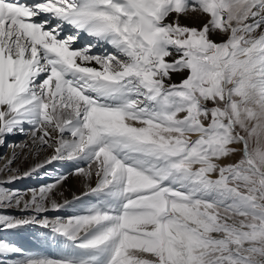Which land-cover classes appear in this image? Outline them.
Returning <instances> with one entry per match:
<instances>
[{
    "label": "snow or ice",
    "instance_id": "snow-or-ice-1",
    "mask_svg": "<svg viewBox=\"0 0 264 264\" xmlns=\"http://www.w3.org/2000/svg\"><path fill=\"white\" fill-rule=\"evenodd\" d=\"M0 146L51 152L0 168V232L59 249L0 239V264H264V0H0Z\"/></svg>",
    "mask_w": 264,
    "mask_h": 264
},
{
    "label": "bare ground",
    "instance_id": "bare-ground-1",
    "mask_svg": "<svg viewBox=\"0 0 264 264\" xmlns=\"http://www.w3.org/2000/svg\"><path fill=\"white\" fill-rule=\"evenodd\" d=\"M181 23L190 27H199L203 23V20L182 19ZM80 43H83V41ZM93 51H97V49H94ZM175 76L176 78L182 77L179 74H176ZM8 139H11V137ZM26 140H28V138ZM28 142L30 143V141ZM42 153L43 154H41V156L30 154L26 149L21 159L17 160L12 167L18 169L20 173H23L24 171L29 170L33 165L39 163L45 157L51 155L50 151ZM8 162L9 161H6V165ZM71 170L72 169L66 164L56 163L41 169L39 175L20 179L14 184L8 185V187L18 189L22 193L29 192L30 189H38L42 185L54 183L57 177L61 175H67ZM3 178V174H0V179ZM84 190L85 184L82 177L68 175V178L64 180L53 192L52 198L55 199L57 203H63L65 200H72L74 196H80ZM25 199H30V193L29 195L25 196ZM5 213L13 216L25 215V213H22L16 208H10L8 211H5ZM73 213L74 210L69 208L62 210L60 213L50 211L47 213V215L49 218H54L57 215L67 217ZM0 239L9 241L12 244L20 247L26 254H40L53 257L59 254V249L51 238V235L47 233L45 229L39 227H30L25 230L16 231L14 233L0 232Z\"/></svg>",
    "mask_w": 264,
    "mask_h": 264
},
{
    "label": "rangeland",
    "instance_id": "rangeland-1",
    "mask_svg": "<svg viewBox=\"0 0 264 264\" xmlns=\"http://www.w3.org/2000/svg\"><path fill=\"white\" fill-rule=\"evenodd\" d=\"M213 38L216 39L217 42H219V38L218 37H213ZM81 44L82 43H80V44L78 43L75 46L79 47V46H81ZM175 75L173 76V82L179 83L180 80L182 79V77H177L176 78ZM15 136L16 137L11 136V139H8V142H7L8 145H20L22 142L26 141V139H27V137L22 136V135H15ZM25 150L26 149H22V148H19V147L13 148L11 146H0V168H3L6 165V161H9L12 158L14 153H16L19 156V159H21V157L23 156ZM41 154H43V153L42 152L39 153L40 156H41ZM238 159H239V156H236V157H233L231 161H226V162H235ZM66 165L72 169V167L70 165H68V164H66ZM12 166H14V165H12ZM92 183H93V185L95 184V178H93ZM4 211H8V209L4 210Z\"/></svg>",
    "mask_w": 264,
    "mask_h": 264
}]
</instances>
